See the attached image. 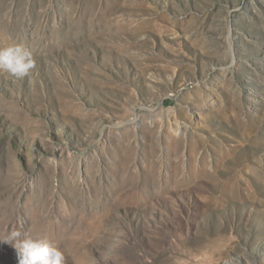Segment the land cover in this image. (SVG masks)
Listing matches in <instances>:
<instances>
[{
    "label": "rangeland",
    "instance_id": "1",
    "mask_svg": "<svg viewBox=\"0 0 264 264\" xmlns=\"http://www.w3.org/2000/svg\"><path fill=\"white\" fill-rule=\"evenodd\" d=\"M0 264H264V0H0Z\"/></svg>",
    "mask_w": 264,
    "mask_h": 264
},
{
    "label": "clouds",
    "instance_id": "2",
    "mask_svg": "<svg viewBox=\"0 0 264 264\" xmlns=\"http://www.w3.org/2000/svg\"><path fill=\"white\" fill-rule=\"evenodd\" d=\"M34 67V53L30 48L20 43L0 48V71L22 78ZM20 237V232L13 231L3 240L16 249L18 264H64L63 250L49 237Z\"/></svg>",
    "mask_w": 264,
    "mask_h": 264
}]
</instances>
